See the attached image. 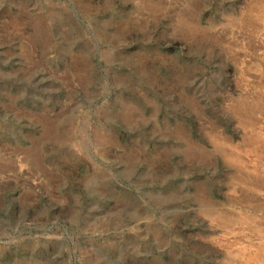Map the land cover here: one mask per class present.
Returning a JSON list of instances; mask_svg holds the SVG:
<instances>
[{"label": "rangeland", "instance_id": "1", "mask_svg": "<svg viewBox=\"0 0 264 264\" xmlns=\"http://www.w3.org/2000/svg\"><path fill=\"white\" fill-rule=\"evenodd\" d=\"M0 264H264V0H0Z\"/></svg>", "mask_w": 264, "mask_h": 264}]
</instances>
